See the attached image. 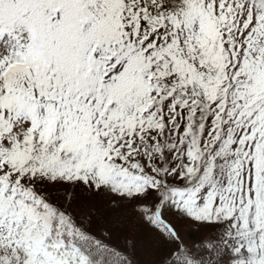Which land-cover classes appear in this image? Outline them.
I'll return each mask as SVG.
<instances>
[{"label": "snow or ice", "instance_id": "obj_1", "mask_svg": "<svg viewBox=\"0 0 264 264\" xmlns=\"http://www.w3.org/2000/svg\"><path fill=\"white\" fill-rule=\"evenodd\" d=\"M0 264H264V0H0Z\"/></svg>", "mask_w": 264, "mask_h": 264}]
</instances>
